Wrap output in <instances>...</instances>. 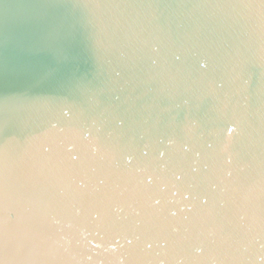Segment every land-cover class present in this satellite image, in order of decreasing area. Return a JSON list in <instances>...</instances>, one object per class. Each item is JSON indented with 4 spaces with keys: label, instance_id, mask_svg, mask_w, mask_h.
<instances>
[{
    "label": "water",
    "instance_id": "1",
    "mask_svg": "<svg viewBox=\"0 0 264 264\" xmlns=\"http://www.w3.org/2000/svg\"><path fill=\"white\" fill-rule=\"evenodd\" d=\"M0 264H264V0H0Z\"/></svg>",
    "mask_w": 264,
    "mask_h": 264
}]
</instances>
